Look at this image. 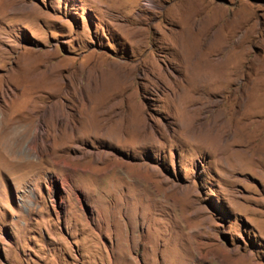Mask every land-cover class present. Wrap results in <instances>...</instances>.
Returning <instances> with one entry per match:
<instances>
[{"label": "rangeland", "instance_id": "obj_1", "mask_svg": "<svg viewBox=\"0 0 264 264\" xmlns=\"http://www.w3.org/2000/svg\"><path fill=\"white\" fill-rule=\"evenodd\" d=\"M0 264H264V0H0Z\"/></svg>", "mask_w": 264, "mask_h": 264}, {"label": "bare ground", "instance_id": "obj_2", "mask_svg": "<svg viewBox=\"0 0 264 264\" xmlns=\"http://www.w3.org/2000/svg\"><path fill=\"white\" fill-rule=\"evenodd\" d=\"M106 102H108V103H110V102H112L111 100H108V101H106ZM91 104V103H90ZM116 107V106H115ZM114 107V103H112L111 104V106L110 107H106L105 106V104L104 105H102L101 104V107L97 110V114H96V118H97V121L99 122V124H100V127H102V126H113L114 125V122H112V124H110L111 123V121L112 120H114V119H116V117L119 119V117H118V112L115 110L116 108ZM120 114V113H119ZM121 115V114H120ZM121 119V118H120ZM115 121V120H114ZM118 121V120H117ZM117 121H115V122H117ZM71 122L70 121H66V124L68 125V126H65L64 128H65V130H73V128H74V126L72 125V124H70ZM98 125V124H97ZM97 125H96V127H97ZM93 126V125H92ZM120 126V125H119ZM95 127V125H94V128H96ZM93 128V127H92ZM99 128V127H98ZM97 128V129H98ZM10 149H11V152L10 153H15L14 152V150H13V148L14 147H9ZM17 165H19V164H17ZM16 165V166H17ZM68 175V173L67 174H65V175H63V176H60V177H57L56 179H57V181L59 182V184H60V186H61V188L62 189H65L66 190V188H65V183H66V179H67V176ZM65 200V196L63 197H61L60 198V202H65L64 201Z\"/></svg>", "mask_w": 264, "mask_h": 264}]
</instances>
